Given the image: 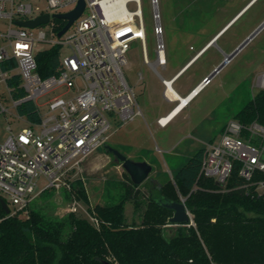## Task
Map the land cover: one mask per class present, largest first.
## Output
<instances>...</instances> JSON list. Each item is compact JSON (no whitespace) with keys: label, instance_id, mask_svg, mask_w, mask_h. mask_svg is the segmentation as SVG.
Returning <instances> with one entry per match:
<instances>
[{"label":"built area","instance_id":"2783aa9c","mask_svg":"<svg viewBox=\"0 0 264 264\" xmlns=\"http://www.w3.org/2000/svg\"><path fill=\"white\" fill-rule=\"evenodd\" d=\"M78 2L0 0V99L9 97L16 109L33 101L39 113L36 123L17 133L11 131L0 143V194L13 205L6 201L9 215H28L31 203L48 190L72 191L82 161L107 143L111 119L125 124L137 116L145 117L124 71L133 40L141 41L144 62L161 78L165 97L176 102L168 94L178 73L166 79L157 68H165L168 62L159 0H151L157 55L154 62L148 58L141 0H85L82 14L58 37L66 20L61 19L64 25L60 27L53 15L74 9ZM130 4L135 7L130 8ZM44 14L50 16L44 25L30 28L16 23ZM3 23L7 25L4 31ZM55 44L70 46L72 53L60 57L57 73L43 77L37 54ZM48 93L52 95L45 102L47 108L41 110L36 100ZM2 111L10 112L3 106ZM157 123L166 127L169 121H163L162 116ZM203 147L200 175L214 178L221 186L227 184L236 162L245 181H251L257 171L264 173V125L256 121L244 124L230 119L220 137L205 142ZM42 180L45 183L41 186ZM259 188L264 190V181H259ZM69 211L83 212L96 228L101 227L94 208L78 199L72 201ZM190 224H194L193 219Z\"/></svg>","mask_w":264,"mask_h":264},{"label":"rangeland","instance_id":"374dc122","mask_svg":"<svg viewBox=\"0 0 264 264\" xmlns=\"http://www.w3.org/2000/svg\"><path fill=\"white\" fill-rule=\"evenodd\" d=\"M252 1L159 0L168 62L165 68H157L166 79H170L191 58L208 48L212 39L222 31L219 38L217 37L218 40L216 38L206 52L191 60L183 69V75L173 83L179 94L185 95L198 82H206L203 80L225 60L226 55L231 54L264 22V0H258L230 24ZM134 7V4H130V8ZM141 7L148 58L154 62L157 55L151 0H141ZM1 27L4 31L7 25L3 23ZM47 37L52 38L50 31H47ZM71 53L70 46H63L60 57ZM126 58L124 71L145 117L137 116L125 124L111 119L107 143L131 159L147 160L152 165L148 179L139 185L134 184L122 164L101 146L82 161L73 179V186L78 182L84 186L88 203L80 199L74 189L48 190L39 195L31 203V207L50 216L64 218L72 213L69 211V205L74 199L93 208L96 205H111L124 201L127 222L141 225L149 207V181L152 178L166 186V190L174 187L178 198L185 201V196L180 194L174 184L173 173L187 162L192 154L190 149L217 140L227 122L234 119L237 111L264 88L259 83L264 75V26L212 76L207 85L203 86L180 114L164 128L157 124V118L165 115L178 101L171 102L164 96L165 86L152 66L144 62L139 39L131 42ZM140 74L143 75L142 78ZM2 88L3 86L0 91ZM51 95L52 93H48L36 100L41 110L47 108L45 102ZM2 106L10 112H3ZM26 125L25 118L18 117L13 101L9 97L0 99V143L11 131L17 133ZM41 183L42 186L45 181L42 180ZM129 189L134 193L133 196L129 195ZM0 195L10 203L5 195ZM9 205L13 207L11 203ZM75 214L86 217L83 212L82 215ZM21 216L28 215L21 213ZM191 217L193 218L192 213ZM182 227L181 224L171 223L167 218L162 223L161 230L169 239ZM109 259L118 263L114 256L110 255Z\"/></svg>","mask_w":264,"mask_h":264},{"label":"trees","instance_id":"16d2710c","mask_svg":"<svg viewBox=\"0 0 264 264\" xmlns=\"http://www.w3.org/2000/svg\"><path fill=\"white\" fill-rule=\"evenodd\" d=\"M60 54L59 44L37 54L43 77L58 72ZM20 112L29 120H39L33 101L24 102ZM235 119L264 125V88L237 111ZM203 157L201 147L174 175L194 224L181 225L169 239L161 225L173 211L151 197L141 225L127 222L124 201L96 205L102 221L99 229L75 213L58 218L31 206L26 217L9 215L0 202V264H116L110 255L117 264H264V190H259L264 173L257 171L251 181H245L236 162L227 184L221 186L214 178L200 175ZM166 188L160 186L164 196L180 200L174 187ZM73 189L88 203L81 182Z\"/></svg>","mask_w":264,"mask_h":264},{"label":"water","instance_id":"95a60500","mask_svg":"<svg viewBox=\"0 0 264 264\" xmlns=\"http://www.w3.org/2000/svg\"><path fill=\"white\" fill-rule=\"evenodd\" d=\"M85 0H79L76 7L68 12L64 13H56L53 16L58 19L66 20L65 25L62 27V29L58 32L57 36L61 37L72 25V23L82 14L85 8ZM50 20V16L48 14H44L41 16H38L35 19L31 20H17L16 23L22 26H27L30 28L44 25L48 23ZM264 26V22L251 34L249 35L231 54H227L225 57V60L220 63L213 72L208 75L205 78V81L208 82L212 76L217 73L221 67L236 53L238 52L262 27ZM218 35H216L210 45L213 43V41H216V38ZM198 56V55H197ZM195 56L194 58H196ZM193 58V59H194ZM201 88H199L197 91H199ZM196 91V90H195ZM104 147L115 156L117 161L122 164L125 171L129 174L132 182L134 184H141L145 180L148 179L149 174L152 171V165L148 163L147 161H140V160H134L129 158L127 155L116 149L115 147L109 145L108 143L104 144ZM149 187L151 191L150 197L154 199V201L164 207H167L173 211V215L169 218V221L173 224H190L192 222L191 218V212L187 208L186 203L183 199L181 200H175V199H169L166 196H164L161 192L160 185L157 182L156 179L152 178L149 181ZM0 202L2 204V207L5 209L6 213H10V207L6 200L4 198L0 199ZM110 264V263H108Z\"/></svg>","mask_w":264,"mask_h":264},{"label":"bare ground","instance_id":"6f19581e","mask_svg":"<svg viewBox=\"0 0 264 264\" xmlns=\"http://www.w3.org/2000/svg\"><path fill=\"white\" fill-rule=\"evenodd\" d=\"M254 1H256V0H253L249 5H247L239 14H237L236 16H235V18L230 22V24H232V22L245 10V9H247L248 8V6H250ZM237 21V20H236ZM235 21V22H236ZM230 24H228V26L230 27L231 25ZM227 26V27H228ZM224 29H226V28H224ZM223 29V30H224ZM225 31V30H224ZM222 33V31L220 32V34ZM220 34H218V36H220ZM213 42H215V40L213 41ZM207 49H205V51H206ZM204 52V51H203ZM202 52V53H203ZM200 53V52H199ZM199 53L197 54V55H199ZM201 53V54H202ZM196 55V56H197ZM189 62H191V60L189 61ZM186 70V69H185ZM259 83L262 85V86H264V75L263 76H261V78H260V81H259ZM207 85V82H201L199 85H197V87H195L188 95H186V96H181L176 90H175V88L173 87V86H170V92H169V94L168 95H170L174 100H177L178 101V103H177V105L174 107V109L171 111V112H169V113H167L166 115H164L163 116V121H169V123L190 103V101H191V99L193 98V97H195V95L197 94V90L199 89V88H202L203 86H206ZM196 90V91H195Z\"/></svg>","mask_w":264,"mask_h":264},{"label":"crops","instance_id":"0c3cea01","mask_svg":"<svg viewBox=\"0 0 264 264\" xmlns=\"http://www.w3.org/2000/svg\"><path fill=\"white\" fill-rule=\"evenodd\" d=\"M205 49H207V48H205ZM205 49H204L203 51H205ZM207 50H208V49H207ZM207 50H206V51H207ZM203 51H201L200 53H202ZM206 51H205V52H206ZM200 53H199V54H200ZM203 53H204V52H203ZM203 53H202V54H203ZM202 54H201V55H202ZM195 56H196V55H195ZM195 56H194V57H195ZM198 56H199V55H198ZM194 57H193V58H194ZM193 58H191L190 60H193ZM190 60H189V61H190ZM189 61H188L184 66H182V67L176 72V73H178V74H177V78H176V80L179 79V78L183 75L184 72H182V71H183L184 68H186V67L189 65V63H190ZM176 80H175V81H176ZM199 84H200V83L198 82V83H197L194 87H192V88H191V89H190L185 95H183V94H180V95H181V96H186V95H188V94H189V93H190L195 87H197V85H199ZM164 96H165V95H164ZM176 101H177V100H176ZM21 105H22V104H21ZM21 105H20V106H21ZM176 105H177V104H175V105H174V106H173V107H172L167 113L171 112V111L174 109V107H175ZM20 106H19L18 109H17L18 113H20V116H18V117L25 118L26 123H27V125H26L25 127L30 126V125H33V123H36L37 121L29 120V118H28L26 115H24V114H22V113L20 112ZM167 113H166V114H167ZM166 114H165V115H166ZM179 114H180V113H179ZM162 116H164V115H161V116H159V117H162ZM159 117H158V118H159ZM158 118H157V119H158ZM174 119H175V118H174ZM174 119H173V120H174ZM173 120H172V121H173ZM172 121H171V122H172ZM157 124H158V123H157ZM168 124H169V123H168ZM35 126H36V125H35ZM161 128H164V127H161ZM201 147H203V146H199V147L194 146V148L190 149V150H191V153H192L191 156H192V155H193L198 149H200ZM191 156H190V157H191ZM190 157H189V158H190ZM140 161H142V160H140ZM145 161H147V160H145ZM187 161H188V160H187ZM147 162H148V161H147ZM148 163H149V162H148ZM185 163H186V162H185ZM185 163H184V164H185ZM184 164H183V165H184ZM183 165H182V166H183ZM182 166H181V167H182ZM181 167H179V168L173 173V175L176 174L177 171H178ZM151 172H152V171H151ZM154 179H155V178H154ZM156 180H157V179H156ZM157 182L159 183L160 186L162 185L158 180H157Z\"/></svg>","mask_w":264,"mask_h":264},{"label":"flooded vegetation","instance_id":"af4514ba","mask_svg":"<svg viewBox=\"0 0 264 264\" xmlns=\"http://www.w3.org/2000/svg\"><path fill=\"white\" fill-rule=\"evenodd\" d=\"M200 54H201V53H200ZM200 54H199V55H200ZM196 55H197V54H196Z\"/></svg>","mask_w":264,"mask_h":264}]
</instances>
